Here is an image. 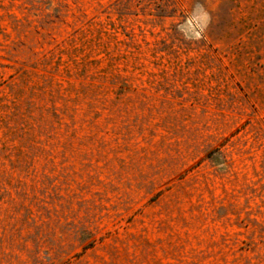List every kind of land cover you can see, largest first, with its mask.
<instances>
[{"label": "rangeland", "instance_id": "1", "mask_svg": "<svg viewBox=\"0 0 264 264\" xmlns=\"http://www.w3.org/2000/svg\"><path fill=\"white\" fill-rule=\"evenodd\" d=\"M0 264H264V0H0Z\"/></svg>", "mask_w": 264, "mask_h": 264}]
</instances>
